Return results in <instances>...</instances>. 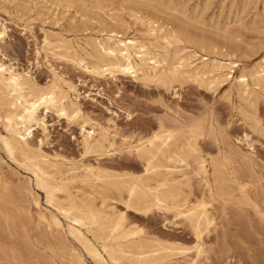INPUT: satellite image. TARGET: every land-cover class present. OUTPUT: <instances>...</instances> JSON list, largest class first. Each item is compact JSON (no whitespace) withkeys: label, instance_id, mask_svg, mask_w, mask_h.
Masks as SVG:
<instances>
[{"label":"rangeland","instance_id":"374dc122","mask_svg":"<svg viewBox=\"0 0 264 264\" xmlns=\"http://www.w3.org/2000/svg\"><path fill=\"white\" fill-rule=\"evenodd\" d=\"M70 1L0 0V22L7 26L6 35L3 39L0 37V55L17 68L31 71L40 84H47L59 75L74 81L82 95L76 99L77 94L71 92V99L80 103L85 115L99 122L107 132L105 149L85 154L80 126L71 125L50 113L46 119V135L41 130L37 132L44 142L35 149L36 154L63 169L82 163L93 164L112 175H125L137 182L143 179L155 185L164 177L172 178L171 175L163 168L148 166L131 153L128 142L147 137L158 128L160 121L172 117L187 124L202 121L205 133L199 145L211 174L210 154L218 146L223 147L219 128L210 132V126L217 127L218 123L220 129L228 133L231 145L242 153L245 151L249 158L244 163L240 157L230 156L229 169L239 171L233 175L239 188L234 196L219 193L211 176V193L198 178L191 177L190 182L184 180L176 190L173 189L176 197L168 198L160 205L154 202L149 208L130 206L127 192L120 194L115 189L96 185L86 177L68 181L66 192L72 199L93 206L105 218H122L127 230L137 233L134 236L136 245L132 246L135 251L141 247H159L158 242L174 248L162 258L156 255L133 264H264V94L257 91L261 99L250 105L240 97L232 78L217 91L193 81H180L175 85L179 97L166 86L144 83L133 77L97 80L78 64L64 60L58 50L44 48L42 42L44 34L52 31L70 39L74 45H82L87 38L100 35L96 21L104 14L121 15L129 20V12L135 11L142 18L158 19L159 24L177 29L190 49L203 44L207 50L216 46L222 52L232 53L233 61L241 64L233 73L237 77L242 71L250 72L264 56V0H72L76 1H71L72 4ZM164 14L170 15L164 17ZM130 27L129 36L143 29L139 23H131ZM37 50L40 51L38 59ZM230 89L231 96L227 97ZM245 133L251 135L249 144L237 139ZM0 134L6 135L1 122ZM0 155V264H65L71 248L83 256L86 264H100L71 237L69 220L47 204L44 192L36 188L31 174L6 155L1 142ZM245 173L249 178L244 176ZM240 175L246 177L243 181L250 180L243 182ZM4 181L8 182L6 189ZM23 197L31 205L30 219L20 211ZM36 199L47 216L56 214L60 217L64 232L40 223ZM201 201L207 203L210 220L199 226L202 245L198 249L197 228L185 214L199 211ZM67 264L71 263L68 261Z\"/></svg>","mask_w":264,"mask_h":264},{"label":"bare ground","instance_id":"6f19581e","mask_svg":"<svg viewBox=\"0 0 264 264\" xmlns=\"http://www.w3.org/2000/svg\"><path fill=\"white\" fill-rule=\"evenodd\" d=\"M55 1L58 2V0ZM169 15L164 14V17ZM128 17L129 20L121 15L108 16L104 14L96 21V24L99 25L100 30L98 32L100 35L87 38L82 45H74L70 39L52 33V31L46 32L42 40L43 47L49 50H58L64 60L78 64L87 75L94 79L116 80L120 76L133 77L144 83L166 86L174 92L175 97H179V90L175 85L180 81H193L217 91L230 78L235 79L240 97L250 105L261 99L257 95V91L264 94V56L250 72L242 71L240 76L235 77L233 73L241 64L238 61H233L232 53L222 52L216 46L207 50L203 44L195 45L199 50H196L197 48L190 49L186 47V41L183 40L177 29L159 24L158 19L142 18L135 11H130ZM131 23H139L143 29H139L129 36L128 30L131 28ZM0 28V37L3 39L6 35L7 26L0 22ZM39 55L40 51L37 50V59ZM56 69L55 72L57 73ZM79 90L80 87L78 88L74 81L66 79L62 75L47 84H40L34 79L31 71L17 68L14 64L7 62L5 56L0 55V111L2 112V115L0 112V122L6 131V135L0 134L2 148L15 164L31 174L36 188L44 192L47 204L57 209L60 216L69 220L68 231L71 237L93 261L100 264H109V262L111 264H133L143 262L156 255L162 258L174 248L158 242L159 247H141L135 251L132 246L136 245L134 236L137 233L127 230L122 218H105L93 206L72 199L66 192L68 181L71 182L77 177L90 178L101 187L115 189L120 194L127 192L130 198L128 205L142 206L143 208H149L154 202L160 205L165 203L168 198L173 199L176 197L173 189L176 190L184 180L190 182L191 177L198 178L209 193L212 190L210 176L221 194L234 196L235 192L239 190L233 178L238 170L229 169V165L232 164L230 156H234V158L238 156L237 158L240 157L244 163L247 162L246 160L249 161V158L245 151L242 153L239 148L231 145L228 133L222 128L220 129L221 126L219 127L218 123H216L217 127L210 126V132L214 133L219 128L223 147L218 146L216 151L210 154L211 174L208 173L207 159L202 154L199 145V140L205 133V124L202 121H193L187 124L172 116H170L172 117L170 120H165L166 115L165 121H160L157 129L152 131L150 129L151 132L147 137L128 142L131 153L143 159L148 166L163 168L166 174L171 175L172 178L164 177L158 180L155 185L143 181V179L137 182L134 179H128L125 175H112L93 164L82 163L63 169L57 163L36 154L35 149L44 142L43 136H39L37 132L41 130L46 135L48 131L46 119L50 113L57 114L59 118L65 119L71 125L80 126L81 143L85 154L96 153L105 149L104 139L107 137V132L104 127L86 116L81 104L71 99V92L77 94L75 95L76 99L82 95ZM231 93L232 89L228 91L227 97H230ZM241 113L243 112L241 111ZM180 115L183 116V114ZM184 116L187 118L186 115ZM250 119L258 122L251 117ZM237 139L240 142L242 140L247 141L249 144L251 135L245 133L240 139ZM238 159L239 163L240 160ZM233 168L235 167L233 166ZM245 168L249 171L250 165L249 168ZM262 170L264 169L262 168ZM238 175L239 173L236 177ZM240 176H242V181L244 176L247 177L246 173L244 176ZM253 176L252 178H254ZM258 181L260 182V180ZM255 182L257 181L255 180ZM3 185L6 189L8 182L4 181ZM263 191L262 193H264ZM22 202L23 206L20 211L30 219L31 205L24 197ZM35 204L39 208L37 214L40 223L48 226L49 229L53 228L58 232H64L65 227L58 215L47 216L41 210L37 199ZM198 208L199 211L188 212L185 217L197 228L196 237L200 242L202 230L199 229V226L208 223L210 218L206 202L201 201ZM56 244L58 243L56 242ZM201 245L200 242L197 248L200 249ZM6 254L8 253L6 252ZM4 257L6 256L4 255ZM8 257L10 256L7 255ZM68 257L66 260L69 259L71 264H86L83 256L77 253L75 249L68 250ZM9 260L11 259L9 258Z\"/></svg>","mask_w":264,"mask_h":264}]
</instances>
